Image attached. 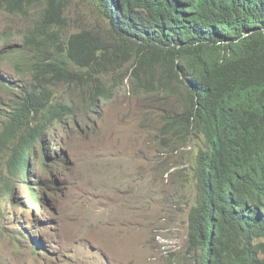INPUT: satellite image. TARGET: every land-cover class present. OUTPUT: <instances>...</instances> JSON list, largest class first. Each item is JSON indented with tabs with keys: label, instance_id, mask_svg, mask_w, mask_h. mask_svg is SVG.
Returning a JSON list of instances; mask_svg holds the SVG:
<instances>
[{
	"label": "trees",
	"instance_id": "1",
	"mask_svg": "<svg viewBox=\"0 0 264 264\" xmlns=\"http://www.w3.org/2000/svg\"><path fill=\"white\" fill-rule=\"evenodd\" d=\"M93 1L106 35L84 29L66 37L67 0H0V11L25 20L41 7L22 45L34 55L31 88L15 96L0 129L9 173L28 179L34 148L74 117L54 81L88 86L96 104L112 94L103 77L125 70L147 96L162 93L161 136L202 144L188 252L199 249L202 264H264V0ZM4 184L14 185L8 177ZM42 184L37 177L32 190L39 202Z\"/></svg>",
	"mask_w": 264,
	"mask_h": 264
},
{
	"label": "rangeland",
	"instance_id": "2",
	"mask_svg": "<svg viewBox=\"0 0 264 264\" xmlns=\"http://www.w3.org/2000/svg\"><path fill=\"white\" fill-rule=\"evenodd\" d=\"M67 2L66 37L84 29L106 35L108 24L93 0ZM40 8L29 20L0 11V129L9 104L34 79L26 66L33 52L22 45ZM103 80L112 94L96 104L88 86L51 85L74 117L34 148L30 178L12 176L0 159V264H202L187 241L202 144L159 134L161 92L147 96L125 70ZM6 177L13 186L5 188ZM37 177L45 202L31 193ZM174 241V258L163 259L160 242Z\"/></svg>",
	"mask_w": 264,
	"mask_h": 264
},
{
	"label": "clouds",
	"instance_id": "3",
	"mask_svg": "<svg viewBox=\"0 0 264 264\" xmlns=\"http://www.w3.org/2000/svg\"><path fill=\"white\" fill-rule=\"evenodd\" d=\"M32 186H33L34 189L37 188V186L35 185V183ZM31 193H32V191H31ZM188 228H189V231H188V235H187V241H189V235L192 232V222L190 221V218H189V227ZM174 239H176V237H173V240ZM178 245H179V242L178 241H174L172 243L160 242V251L162 253L163 259H171V258H174L175 252L178 249ZM190 252L199 253V255L202 256L201 251L199 249L192 250ZM203 253L206 254V252H203ZM198 259H199V257H198Z\"/></svg>",
	"mask_w": 264,
	"mask_h": 264
},
{
	"label": "bare ground",
	"instance_id": "4",
	"mask_svg": "<svg viewBox=\"0 0 264 264\" xmlns=\"http://www.w3.org/2000/svg\"><path fill=\"white\" fill-rule=\"evenodd\" d=\"M230 254V253H229Z\"/></svg>",
	"mask_w": 264,
	"mask_h": 264
}]
</instances>
